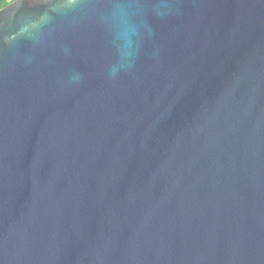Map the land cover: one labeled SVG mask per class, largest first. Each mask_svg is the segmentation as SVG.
Here are the masks:
<instances>
[{"label":"water","instance_id":"obj_1","mask_svg":"<svg viewBox=\"0 0 264 264\" xmlns=\"http://www.w3.org/2000/svg\"><path fill=\"white\" fill-rule=\"evenodd\" d=\"M19 2L0 12V264H264V0H128L116 78L113 0Z\"/></svg>","mask_w":264,"mask_h":264},{"label":"clouds","instance_id":"obj_2","mask_svg":"<svg viewBox=\"0 0 264 264\" xmlns=\"http://www.w3.org/2000/svg\"><path fill=\"white\" fill-rule=\"evenodd\" d=\"M77 0H64L62 7L75 5ZM20 7V2L10 4L5 9H0L3 13H13L16 8ZM130 4L128 0H113L112 10L109 17V25L111 28L112 39L115 45L117 60L111 65L107 76L116 78L119 72L127 70L131 67V58L134 52V39L139 37V26L131 18L129 13ZM47 16L41 17L39 20L26 22L21 28V34L30 33L33 29H37L42 23L46 22ZM159 50L154 54V58H159ZM82 77L78 74L70 79V83H79Z\"/></svg>","mask_w":264,"mask_h":264},{"label":"trees","instance_id":"obj_3","mask_svg":"<svg viewBox=\"0 0 264 264\" xmlns=\"http://www.w3.org/2000/svg\"><path fill=\"white\" fill-rule=\"evenodd\" d=\"M11 1H13V0H0V8H2L3 6H5L6 4H8Z\"/></svg>","mask_w":264,"mask_h":264}]
</instances>
